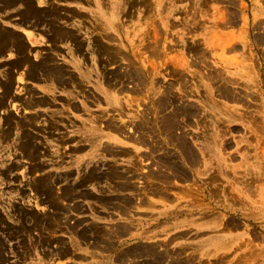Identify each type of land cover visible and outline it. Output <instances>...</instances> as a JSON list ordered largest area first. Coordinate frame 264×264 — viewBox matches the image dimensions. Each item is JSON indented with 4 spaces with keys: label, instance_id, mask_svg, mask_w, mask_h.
I'll return each mask as SVG.
<instances>
[{
    "label": "rangeland",
    "instance_id": "1",
    "mask_svg": "<svg viewBox=\"0 0 264 264\" xmlns=\"http://www.w3.org/2000/svg\"><path fill=\"white\" fill-rule=\"evenodd\" d=\"M12 1L0 264H264V0Z\"/></svg>",
    "mask_w": 264,
    "mask_h": 264
},
{
    "label": "bare ground",
    "instance_id": "2",
    "mask_svg": "<svg viewBox=\"0 0 264 264\" xmlns=\"http://www.w3.org/2000/svg\"><path fill=\"white\" fill-rule=\"evenodd\" d=\"M69 1H76V0H69ZM24 2H25V0H14L11 3L17 4V3H24ZM27 2H28V0H27ZM7 3L9 4V2H7ZM36 21L39 23L38 20H36ZM19 24H22L23 26H26L28 28L29 27L34 28V26H35V24L33 23V20L28 18L26 15L24 17H22V20L19 21ZM26 48H27L26 42L20 34L15 33V32L8 30V29H4V28L2 29V27H0V56L4 55L5 52H9V51L14 52L19 56V59L11 62L12 68H14V67L20 68L19 67L20 65H22V67H23L29 62V59L26 55ZM49 58L50 57H43L42 61L44 60L46 62V60ZM36 67L39 68L40 71H44L47 66L39 64ZM37 73L38 72H35L33 70L32 72H30V76L31 75H37ZM1 105L5 106V102H3L2 104L0 103V106ZM35 169H39V168H35ZM47 179H49V178H47ZM61 197L65 200H69V201H72V199H74L72 192H69L67 194H62ZM64 252H63L64 254H62V256L65 255L67 257V255H69L68 251L66 249H64ZM59 255H61V254H59Z\"/></svg>",
    "mask_w": 264,
    "mask_h": 264
},
{
    "label": "crops",
    "instance_id": "3",
    "mask_svg": "<svg viewBox=\"0 0 264 264\" xmlns=\"http://www.w3.org/2000/svg\"><path fill=\"white\" fill-rule=\"evenodd\" d=\"M12 23H14V22H12ZM14 24H16L17 26L23 27V28H28V27H26V26H23L22 24H19V21H15ZM13 26H14V25L12 24V26H7V27H9V30L11 29V31L20 34V35L23 37L24 40H27V38H26L27 36H24V34H21V32L23 33V31L20 30V29H15V27H13ZM25 42H26V46H27V48H28L27 41H25ZM27 48H26V49H27ZM28 50H29V49H28ZM10 52H11V51H9V52H5L4 55L0 56V58H9ZM15 54H16V53H15ZM16 55H17V54H16ZM17 56H18V55H17ZM8 61H9V60H8ZM8 61H6V62H8Z\"/></svg>",
    "mask_w": 264,
    "mask_h": 264
}]
</instances>
